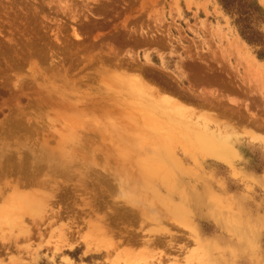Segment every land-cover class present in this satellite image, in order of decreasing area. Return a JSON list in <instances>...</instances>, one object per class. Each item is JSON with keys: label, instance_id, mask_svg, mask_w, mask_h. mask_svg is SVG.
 Masks as SVG:
<instances>
[{"label": "rangeland", "instance_id": "374dc122", "mask_svg": "<svg viewBox=\"0 0 264 264\" xmlns=\"http://www.w3.org/2000/svg\"><path fill=\"white\" fill-rule=\"evenodd\" d=\"M240 2L264 12V0ZM237 18L219 0H0V264H200V252L203 264H264V59ZM256 28L264 34V20ZM134 71L156 95L115 78ZM181 90L194 98L181 102L184 117L146 102ZM78 137L76 174L47 166L45 148L68 141L72 150ZM120 160L128 194L114 175ZM48 176L57 181L44 189L55 190L47 213L15 207L37 188L24 181ZM140 192L163 216L160 198L189 200L203 246L186 229L144 219L132 199ZM85 235L121 242L109 254L87 251ZM160 237L172 239L159 247L163 259L144 251V239Z\"/></svg>", "mask_w": 264, "mask_h": 264}, {"label": "bare ground", "instance_id": "6f19581e", "mask_svg": "<svg viewBox=\"0 0 264 264\" xmlns=\"http://www.w3.org/2000/svg\"><path fill=\"white\" fill-rule=\"evenodd\" d=\"M144 37V36H143ZM148 58V57H147ZM127 64V63H126ZM120 65V64H119ZM136 65V64H135ZM118 66V65H117ZM122 66V65H121ZM117 68H119V67H117ZM121 68V67H120ZM123 70V69H122ZM123 72V71H122ZM115 75V74H114ZM114 75H113V77H114ZM119 75V74H118ZM118 75H116L115 76V78H116V80H121V81H123L127 86L129 85L130 86V88L131 89H135V90H139L144 96H146V95H148V93H149V95H156L157 94V92L159 91L158 89H154L153 87H150V85H148L146 82H145V80L143 79L144 77L140 74V73H138V72H135L134 71V73H132L131 74V78L130 77H127V78H123L122 76H118ZM122 82V83H123ZM149 82V81H148ZM156 87H158V86H156ZM168 89V88H167ZM175 89H177V88H175ZM164 91V90H163ZM166 91V92H165ZM164 92L165 93H169V91L167 92V90H165ZM153 92H155L154 94H153ZM160 94L162 95V93L160 92ZM160 94H158V95H160ZM164 94V93H163ZM179 94V95H178ZM177 94V96H175V95H171V94H169L168 95V97H162V98H155L154 97V99H150L151 97H153L152 95H151V97L150 98H148V96L146 97V102L148 103V104H150V105H152V106H155V107H158V109H161L162 107L163 108H165L166 106H164V104L165 105H167L168 107H170V109H172L171 110V112H172V114L174 115V117L171 115V112H169V111H167V112H169L170 114H168L169 115V119H171L170 117H172V119H176V118H180V117H184V116H186V114L187 113H190V111L189 112H187L188 110H187V107L186 106H184L181 102H183L184 103V101H190L191 100V98H192V100L194 99L193 97H191L190 98V96L185 92V93H183L182 92V90H181V93H178ZM178 96H180L181 97V99H179V97ZM161 97V96H160ZM184 98V99H183ZM190 103H192V102H190ZM197 103V102H196ZM195 103V104H196ZM185 104V103H184ZM187 104H189V103H187ZM193 104V103H192ZM189 109V108H188ZM190 110H191V108H190ZM160 111V110H159ZM164 111V110H163ZM81 113V112H80ZM161 113V112H160ZM163 113V112H162ZM198 113V112H197ZM164 114L166 115L167 113H165L164 112ZM190 115V114H189ZM212 115V114H211ZM149 117V116H148ZM70 117H68V119H69ZM151 119H154V117H152ZM157 119V118H156ZM155 119V120H156ZM161 120V119H160ZM159 119H157L156 120V122H158L157 124H155V125H158L160 122H162V121H164V120H161L160 121ZM68 121V120H67ZM71 121H72V119H71ZM70 121V122H71ZM76 121V120H75ZM154 121V120H153ZM191 121V120H190ZM69 122V121H68ZM165 122V121H164ZM163 122V123H164ZM97 122H95V124H96ZM162 123V124H163ZM128 124V123H127ZM161 123H160V126L158 125L157 127H159V128H162L163 129V127L162 126H164V125H162ZM87 125V124H86ZM97 125V124H96ZM227 125V124H226ZM225 124H224V126L227 128L228 126H226ZM166 126V125H165ZM126 127H127V125H126ZM170 128V127H169ZM229 129V128H228ZM231 129H233L232 127H231ZM230 129V130H231ZM73 130V129H72ZM229 130V131H230ZM77 132V131H76ZM80 132V131H79ZM76 134H78V133H76ZM82 134V133H81ZM144 135V134H143ZM253 137H257L258 138V136L256 135V134H251ZM74 136V135H73ZM78 136V135H77ZM80 136V135H79ZM204 136H206V137H209L208 135H204ZM72 137V136H71ZM75 137L76 136H74L73 137V139L74 140H71V141H76L75 140ZM86 138V137H85ZM78 140H77V142L76 143H78L77 144V146H74L73 148H72V150H65V148L67 147V146H69V143H65L66 145L65 146H62V145H60V146H56V147H49V148H51V149H48V148H45V149H47L48 151H49V153H50V155H51V157L50 156H48V158L49 159H47L46 160V158L44 159V162H42L43 160L41 159L40 160V158H39V161H41L40 163H42L41 165H42V167L44 166V165H47V163H46V161L48 162L49 160H51L50 161V164L49 165H47L48 167H50L51 169H59V170H61V172L62 173H64V174H68V175H70V174H74L75 173V170H76V168L74 169L73 167L77 164V163H80L79 161L81 160L80 159V156L78 155V153L79 152H81L82 150H83V148H84V141L85 140H80L79 141V137L77 138ZM83 139V138H82ZM69 140V141H70ZM148 140H149V138H148ZM64 142V141H63ZM61 143V144H63L64 145V143ZM148 142V141H147ZM134 143H136V142H134ZM146 143V142H145ZM86 144V143H85ZM129 144V143H128ZM131 144V143H130ZM129 144V145H130ZM152 144V143H151ZM154 144V143H153ZM209 148V150H212V149H214L213 148V146H212V144L211 145H209V144H206ZM72 147V145H70V148ZM44 149V150H45ZM41 150H43V149H41ZM47 150L45 151V152H47ZM40 151V150H39ZM36 151H34V153H35ZM42 152V151H41ZM92 153V152H91ZM41 154V153H40ZM42 157V156H41ZM44 157H46V155H44L42 158H44ZM81 157H83V156H81ZM157 158H159V156L157 157ZM110 159V158H109ZM46 160V161H45ZM158 161V160H157ZM108 162V161H107ZM158 162H160V160L158 161ZM94 163H96L95 161H94ZM126 162L125 161H122V160H120V165H118L117 166V171H116V173L114 174L115 176H118L119 178L118 179H120V184H122V188H120L122 191H126V193L128 194V190L129 189H126L125 187H123L124 185L123 184H125V183H127V182H129L130 181V178L128 177V176H131V174H129L128 173V171H129V169L128 170H125V171H127V172H123L124 171V169H126V164H125ZM44 164V165H43ZM161 164V162L159 163V165ZM130 167H132V166H130ZM77 171V170H76ZM39 172H41V170L39 171V170H37V172L34 174V175H36L37 173H39ZM154 172H153V170L152 169H148V170H146L143 174H145L147 177L148 176H150L151 174H153ZM76 174V173H75ZM81 174V173H80ZM112 175H113V173H112ZM133 176V175H132ZM104 178V177H103ZM57 179V178H56ZM55 178H51L50 176H48V178L47 179H34V180H36V182L34 183V181H33V179L32 178H30V179H28V180H26V181H24L25 183H24V185H21L20 183V185L23 187H27V186H32V184H36V186H37V188L36 189H32V191H30V192H28V191H26L27 193H25L24 191L23 192H21V194H19V198L17 199V201H18V203L16 202V203H14L15 204V207L16 208H19L20 210H22L23 212H26L25 211V208H29V209H32L33 211H37V212H40L41 214L42 213H47V209L49 208V202L52 200V198L54 199V196H55V190L53 189V191L52 192H50V193H47V191H45L44 189H46L47 187H49L50 185H51V183H52V181H57ZM105 179V178H104ZM129 179V180H128ZM103 180V179H102ZM172 181H173V179H172ZM58 183V182H57ZM172 183L173 182H171V178H170V182L169 183H167V185L171 188L170 190L171 191H173L174 190V188H172ZM19 185V186H20ZM53 186V185H52ZM146 186V185H145ZM35 187V186H34ZM149 187V186H148ZM174 187V186H173ZM57 188V187H56ZM175 191V190H174ZM57 193V192H56ZM148 193V192H147ZM130 194V193H129ZM141 194H143L144 195V193H141L140 192V194H139V196H135L136 198L134 199V198H132L133 199V201H135V202H137V203H139L140 204V207H141V209H142V212H143V215L145 216H142L144 219H146V217H147V219L148 220H150L151 222L152 221H155V222H157L159 225H162L163 224V222H164V220H166L168 223H171L173 226H176V227H178V228H181V229H183L184 231H186V230H188V232L190 233V234H192L193 233V237H192V240L195 242V243H197V245H199L198 247H200L201 248V246H203V242H202V240H201V237H200V233H199V230H198V228L196 227V226H194L193 224V221L190 219V215L188 214V213H190L189 211L191 210V208L190 207H188V201L186 200L184 203H182L181 205H174V207H173V205L170 203L171 201L169 200V199H167V198H165V199H163V198H160L167 206H168V208L166 209V211H168L169 212V214H170V216H163V214H159V213H161V212H159L160 210H159V208H158V210L159 211H156L157 210V208H156V204L154 205V203L152 202V203H145V202H149V201H146V198H147V196H141ZM146 194V193H145ZM133 196L135 195L134 193L132 194ZM147 195V194H146ZM160 194H158L157 192L155 193V196H159ZM132 196V197H133ZM145 199V200H144ZM194 199H196V198H194ZM153 200V199H152ZM145 201V202H144ZM170 201V202H169ZM127 204V203H126ZM48 206V208H46ZM25 207V208H24ZM32 207H34V208H32ZM153 207H154V209H153ZM12 208V207H11ZM161 208V207H160ZM15 209V208H14ZM156 209V210H155ZM31 210V211H32ZM54 211V210H53ZM134 211V210H133ZM156 212L155 214H152V212ZM127 212V211H126ZM140 212V211H139ZM40 213H38V214H40ZM49 213V212H48ZM120 214H122V213H120ZM138 214V213H137ZM152 214V215H151ZM136 215V214H135ZM167 215H168V213H167ZM22 216V215H21ZM130 216V215H129ZM137 216V215H136ZM135 217V216H134ZM141 217V218H142ZM9 220V219H8ZM165 223V222H164ZM143 224V223H142ZM157 225V224H156ZM158 225V226H159ZM165 225H167V224H165ZM164 225V226H165ZM69 226L70 227H72L71 226V224H69ZM69 226H67V232L71 229ZM94 226V225H93ZM162 227V226H160V228H159V230H160V233L159 234H169V235H173V236H170V238L171 237H173L174 239H176L175 238V235L171 232V230L170 229H168V228H166V227ZM125 227V226H124ZM168 227V226H167ZM108 229V228H107ZM186 229V230H185ZM98 230H99V228H98ZM113 232H114V230H112ZM251 234V233H250ZM114 235V234H113ZM158 235V234H157ZM111 236V235H110ZM162 236V235H161ZM179 236V235H178ZM184 236V235H183ZM60 237V236H59ZM107 237V236H106ZM106 237H104V240H101V241H98L97 243H94V244H92V241H91V238H88V236L87 235H85L84 237H82L81 239L84 241V243H85V246H86V249H87V251H89V250H92V249H96V250H101V249H104V250H106L107 251V253L109 254V253H111L110 251L112 250V249H115L116 248V246H118V244L121 242H116V244H115V242L111 239V238H109V239H107ZM109 237V236H108ZM112 237V236H111ZM114 237V236H113ZM112 237V238H113ZM123 237V236H122ZM127 237H128V235H127ZM153 237V236H152ZM154 237H155V235H154ZM157 237V236H156ZM184 238H185V236H184ZM188 238H191V237H188ZM106 239V240H105ZM125 239V238H124ZM130 239L131 240H129V239H127V243H128V241H132V243L134 242V239L133 238H131L130 237ZM133 239V240H132ZM173 239V240H174ZM145 240V239H144ZM143 240V242H144V244L145 245H147V246H145L144 248L143 247H140V248H142V249H144V251L145 250H149V252L151 251L152 253H154V254H156V257L159 255V258L160 259H163V256H164V253H162V255H160V252H159V247H160V245L163 247V245H164V243H166V245L167 246H171V244H172V241L170 242V240H172V239H170L169 241H168V243H169V245H168V243L164 240V239H162L161 237L160 238H154V239H148V240H145L146 241V243H145V241ZM95 241V240H94ZM165 241V242H164ZM8 242V241H7ZM61 242H64L65 244H68L70 247V249L72 250L73 249V244H70V237L68 236V233H64V232H62V236H61ZM96 242V241H95ZM126 242V241H125ZM4 243V242H3ZM63 243V244H64ZM103 243H106V244H103ZM136 243V238H135V242H134V244ZM155 243H156V245H155ZM128 244H130V243H128ZM133 244V245H134ZM140 244V243H139ZM143 244V243H142ZM131 245V244H130ZM158 245V246H157ZM166 245H164L165 247H166ZM57 246H59V245H57ZM56 246V247H57ZM150 246H152L151 248H150ZM154 247H156L157 249L156 250H158V252H156L155 251V248ZM197 247V248H198ZM59 248L60 247H58V250H59ZM141 249V250H142ZM75 250V249H74ZM129 251H131V248H128V249H124V254H126V255H128L129 253L128 252ZM143 252V251H142ZM146 252V251H145ZM144 252V253H145ZM136 253H138V251L136 252ZM141 253V252H140ZM139 253V254H140ZM144 253H142V254H144ZM197 254H199L198 252H196ZM139 254H138V256H139ZM141 254V255H142ZM130 255V254H129ZM166 255V254H165ZM207 255L208 254H205V252H203V253H201L200 252V254L198 255L199 256V258H198V256H196L197 258V260H198V262L200 263V264H203V262H204V260H206L207 259ZM121 256L122 255H120V259H121ZM114 257V256H113ZM129 257V256H128ZM135 257V256H134ZM122 258H125V257H122ZM151 258V257H150ZM152 258H154V257H152ZM129 259V258H128ZM155 259V258H154ZM194 259V258H193ZM133 259H131V261H132ZM121 261V260H120ZM135 261H136V259H135ZM196 261V260H195ZM195 261H194V263H195ZM160 262H161V260H160ZM121 263V262H120ZM204 263H206V262H204ZM115 264V263H114ZM137 264V263H136Z\"/></svg>", "mask_w": 264, "mask_h": 264}, {"label": "trees", "instance_id": "16d2710c", "mask_svg": "<svg viewBox=\"0 0 264 264\" xmlns=\"http://www.w3.org/2000/svg\"><path fill=\"white\" fill-rule=\"evenodd\" d=\"M225 10L231 14H237L236 23L239 27L241 36L251 45L259 46L257 54L259 58L264 59V34L256 28V24L264 20V12L261 14L258 10V4H254L253 10L256 12L246 11V7L241 5L240 0H219ZM251 6H248V9Z\"/></svg>", "mask_w": 264, "mask_h": 264}]
</instances>
